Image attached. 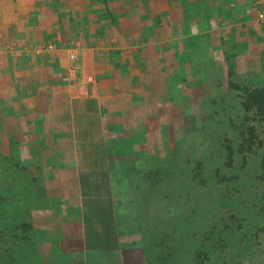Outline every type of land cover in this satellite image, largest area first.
Returning a JSON list of instances; mask_svg holds the SVG:
<instances>
[{
    "label": "rangeland",
    "instance_id": "1",
    "mask_svg": "<svg viewBox=\"0 0 264 264\" xmlns=\"http://www.w3.org/2000/svg\"><path fill=\"white\" fill-rule=\"evenodd\" d=\"M123 1L0 0L2 21L16 25L17 20L25 27H33L38 26L36 17L41 16L40 24L46 21L59 27L61 23L66 39L64 43L57 37L37 40L31 45H27L30 40L25 45L12 40L3 47L13 60L25 55L53 61L68 47L78 46L77 24L89 13L90 5L96 7L93 11H102L108 4L118 5L121 10L128 7ZM76 3L82 7L77 8ZM14 8L19 17L11 12ZM210 18L218 26L230 21L216 14ZM241 18L251 23L248 29L239 26L243 41H237L233 28L224 29L223 34L211 32L210 39L203 36L198 41L200 59L191 60L189 68L193 80L203 82L190 85L193 95L184 110H168L159 117L165 127L150 125L149 132L159 128L154 133L155 141L149 137L143 145L140 136L122 139L120 132H115L117 141L110 143L114 160L109 166L116 173L112 187L124 264H264V102L260 103L262 107L252 102L244 104L254 89L264 88V0H237V22ZM33 35L30 34L36 38ZM57 69L68 81L64 67ZM8 112H0V178L8 176L5 170L9 168L14 182L12 187L9 181L4 182L5 187L0 183V198L9 203L8 190L12 192V208L20 213L15 225L29 222L33 230L24 235L33 243L34 259L38 264H50L48 253L60 245L43 226L49 222L50 210L52 215H75L69 209L72 201L63 197L64 191L72 192L74 185L71 181L66 186L49 185L43 178L41 164L57 148H53L56 128L39 134V128L33 130L37 139L31 141L33 149L40 153V163L34 167L22 161L19 147L27 141L16 137L13 146L8 144L7 136L20 132V127L9 121ZM167 116L171 125H165ZM135 143H139L138 147ZM200 159H207L208 168L193 169L192 173L199 175L189 194L179 198V192L188 193L187 174ZM184 160H189L190 166H182ZM178 162H182L179 171ZM216 162L223 168L212 180L208 172L214 171ZM52 220L57 222L56 217ZM20 230L16 233L19 241ZM52 230L59 234L58 228ZM185 251L189 252L187 258L177 260ZM31 254L34 256L32 251Z\"/></svg>",
    "mask_w": 264,
    "mask_h": 264
},
{
    "label": "crops",
    "instance_id": "2",
    "mask_svg": "<svg viewBox=\"0 0 264 264\" xmlns=\"http://www.w3.org/2000/svg\"><path fill=\"white\" fill-rule=\"evenodd\" d=\"M124 1L128 7L121 10L108 4L93 11L96 7L90 5L77 24L78 46H67L68 51L53 61L25 55L13 60L3 45L12 40L31 45L55 37L64 43L61 23L40 24L37 16L38 26L25 27L17 20L14 25L0 19V112L10 111L9 121L20 127L18 134L7 136L8 144L13 146L16 137L27 141L19 147L22 161L35 167L40 153L33 149L31 141L37 140L33 130L39 128V134L55 127L57 148L41 164L43 178L49 185L66 186L70 181L74 185L63 197L72 201L69 209L75 215L57 216L50 210L43 226L60 245L48 253L50 264H124L112 187L116 173L109 166L115 132L122 139L140 136L143 145L146 138L155 141L159 128L149 132L150 125L165 127L159 117L168 110H184L193 95L190 85L203 82L193 80L189 68L191 60L200 59L198 41L230 28L237 31V41H243L240 27L251 28L245 18L237 22V0ZM11 12L19 17L15 8ZM211 14L230 21L215 25ZM71 52L77 55L73 63ZM57 66L64 67L65 77L74 67V76L64 81ZM87 76L92 83L84 81ZM164 121L169 124V116ZM51 228H58L59 234Z\"/></svg>",
    "mask_w": 264,
    "mask_h": 264
},
{
    "label": "trees",
    "instance_id": "3",
    "mask_svg": "<svg viewBox=\"0 0 264 264\" xmlns=\"http://www.w3.org/2000/svg\"><path fill=\"white\" fill-rule=\"evenodd\" d=\"M250 102H252L253 104L257 103L259 106L262 107V104H260V103L264 102V88L254 89L251 92V95H249L247 100L244 102V104L250 105ZM209 135L210 134H208L207 137H210ZM206 160L207 159L197 160V163L195 165H193L194 167L192 166L191 172L189 174H187V183H188L187 187L189 188L188 193L184 194L182 192H179L178 193L179 198L189 194V191L193 187V182H194L195 178L199 175V173H196L195 171H194V173H192L193 169L197 168V170H199L201 167L203 169L208 168V165L206 164ZM184 161L185 162H183V163L178 162L176 164V167L179 168L178 171L181 169V167L183 165L184 166H190L189 164L191 162L189 160H184ZM181 163H182V166H181ZM208 164H210L209 161H208ZM216 165H217V162H216ZM222 168H223V164H218L216 166V168L214 169V171L209 169L208 173L211 176L212 180L219 177ZM5 171L8 173V176L6 174V175H4L5 177L3 176L2 178H0V183H2L1 186L5 187L4 182L8 183V181H9V183H10L9 186L12 187L13 185H11V184L14 182L13 181L14 179L12 178V176L14 174L11 175V170L9 168H6ZM17 178L18 177H15V179H17ZM4 190H7V189H4ZM8 192L11 195V197L8 201L9 203H6L7 199L3 200L2 198H0V247H1V244H4V247L2 249L0 248V264H38L39 262H36L34 259V257H36V256H35V250H33L34 249L33 243L28 242V239L24 235V234H27V232H29L32 229V227L29 225V222H24L22 224L15 225L14 222H16L18 220V218L20 217L19 216L20 213H19V210H16V208L15 209L12 208L14 198L12 196V192L10 190H8ZM7 195H8V193H7ZM7 195H6V197H7ZM12 216L14 218H12ZM186 219H189V216H186ZM207 225H208V223L205 226H207ZM19 230H20L19 239L21 241H19L16 238L17 237L16 233ZM179 232H181V231H179ZM15 240H17L18 242H16ZM199 246H200V244H198V247ZM31 251L33 252L34 256H32ZM188 251H185V253H183L181 256L177 257V260L186 259L187 254H189Z\"/></svg>",
    "mask_w": 264,
    "mask_h": 264
},
{
    "label": "built area",
    "instance_id": "4",
    "mask_svg": "<svg viewBox=\"0 0 264 264\" xmlns=\"http://www.w3.org/2000/svg\"><path fill=\"white\" fill-rule=\"evenodd\" d=\"M76 59H77L76 53L75 52H71L69 54V60L73 63ZM74 70H75L74 67L68 68V70H67L68 78L74 76ZM84 81L87 84H90V83L93 82V79L90 76H87V77L84 78Z\"/></svg>",
    "mask_w": 264,
    "mask_h": 264
}]
</instances>
